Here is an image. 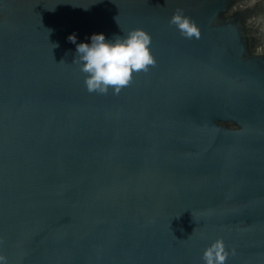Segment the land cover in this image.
Listing matches in <instances>:
<instances>
[{
  "label": "water",
  "instance_id": "obj_1",
  "mask_svg": "<svg viewBox=\"0 0 264 264\" xmlns=\"http://www.w3.org/2000/svg\"><path fill=\"white\" fill-rule=\"evenodd\" d=\"M135 28L155 64L89 92L68 36ZM217 238L264 264V0H0L7 264H204Z\"/></svg>",
  "mask_w": 264,
  "mask_h": 264
},
{
  "label": "clouds",
  "instance_id": "obj_2",
  "mask_svg": "<svg viewBox=\"0 0 264 264\" xmlns=\"http://www.w3.org/2000/svg\"><path fill=\"white\" fill-rule=\"evenodd\" d=\"M169 22L185 37H199L197 25L182 11L177 10ZM68 40L76 45L74 62L85 74L84 83L89 92L107 93L112 89L118 94L131 82L134 73L146 72L155 64L150 50L151 36L142 28L111 38H106L103 32L93 33L79 43L76 34L72 33ZM227 256L223 239L217 238L204 249L202 259L204 264H225ZM0 264H7L3 255H0Z\"/></svg>",
  "mask_w": 264,
  "mask_h": 264
},
{
  "label": "snow or ice",
  "instance_id": "obj_3",
  "mask_svg": "<svg viewBox=\"0 0 264 264\" xmlns=\"http://www.w3.org/2000/svg\"><path fill=\"white\" fill-rule=\"evenodd\" d=\"M127 86V85H126Z\"/></svg>",
  "mask_w": 264,
  "mask_h": 264
}]
</instances>
